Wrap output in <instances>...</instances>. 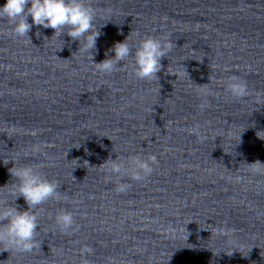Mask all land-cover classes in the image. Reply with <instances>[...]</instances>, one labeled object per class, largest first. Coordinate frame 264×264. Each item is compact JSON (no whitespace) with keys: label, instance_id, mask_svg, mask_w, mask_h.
Instances as JSON below:
<instances>
[{"label":"water","instance_id":"95a60500","mask_svg":"<svg viewBox=\"0 0 264 264\" xmlns=\"http://www.w3.org/2000/svg\"><path fill=\"white\" fill-rule=\"evenodd\" d=\"M85 3L101 33L94 63L129 34L130 45L137 33L170 36L173 48L149 82L134 77L131 59L101 74L67 35L44 41L54 30L33 26V46L0 20V202L14 200L8 161L43 165L62 193L37 212L41 247L0 245V264H80L84 244L94 249L90 264H264V175L244 164L264 163L256 136L264 130V0ZM233 75L247 82L248 97L221 87ZM196 124L203 142L187 131ZM38 142L42 153L29 152ZM135 154H154L158 165L141 182L124 177L131 187L118 194L98 166ZM16 203L26 210L22 197ZM61 208L79 225L71 235L54 223ZM225 223L236 231L211 237Z\"/></svg>","mask_w":264,"mask_h":264},{"label":"clouds","instance_id":"9594fccd","mask_svg":"<svg viewBox=\"0 0 264 264\" xmlns=\"http://www.w3.org/2000/svg\"><path fill=\"white\" fill-rule=\"evenodd\" d=\"M29 17H31V23L28 22ZM95 19L96 10L90 4L85 3V0H6V3L0 6V20L8 23L7 33L17 39L26 38V42L32 44L29 32L33 26L50 28L54 30V34L50 38L45 37L44 41L59 39L67 35L71 38V41L79 42L77 51L87 53L95 70L101 74H111L117 71L118 67H123V62L131 59L132 74L135 78L149 82L159 81L158 73L163 67L161 61L167 58L173 48L170 36H141L137 33L138 42L130 45L128 43L129 34L123 42L114 43L112 48L105 53L106 58L104 60L94 63L92 53L96 50L97 39L101 35L100 28L97 29L95 26ZM36 36H40L39 31ZM109 53H114V56H109ZM185 73L187 74L186 71ZM207 85L208 83L197 85V90L207 88ZM221 87L235 99H243L250 95L247 82L235 75L221 81ZM206 106L207 101L201 103L198 107L203 111ZM187 131L200 142L206 139L201 133L199 124L193 125ZM261 132H264V130L257 131L256 136L264 140V136L260 135ZM31 134L37 135L38 133L33 130ZM240 138L241 135L239 140ZM46 146L43 142H38L31 145L28 151L39 154ZM9 162L12 163V167L8 171L15 181L11 193L14 200L11 203L8 200L0 202V245L6 246L4 251L15 250L20 253H30L41 247V244L36 240L40 227L37 214L39 207L50 199L59 200L62 193L59 190L60 185L58 182L48 179L43 174L41 170L43 165L23 164L17 167L14 161H8L5 164L7 165ZM85 163L87 164V162ZM244 164L247 165L251 173L264 175V163L259 160ZM156 165H158V160L154 154H135L126 158L116 156L115 159L109 156L98 167L106 168L108 173L106 179L113 180L114 178V191L119 194L126 192L131 187L129 183L123 182L124 177L141 182L151 176ZM73 179L75 180L74 176ZM4 187H7V185ZM21 197L27 206L26 210H22L20 205L16 203ZM54 223L65 235H71L79 230L73 212L64 208L56 213ZM186 226L185 231H187ZM172 230L169 228V231ZM235 231L234 228L228 227L226 223L220 226H212L210 230L211 237L213 235L230 237ZM80 253V264H90L87 257L93 255L94 249L90 245L84 244L81 246ZM226 254L231 256L233 252Z\"/></svg>","mask_w":264,"mask_h":264}]
</instances>
